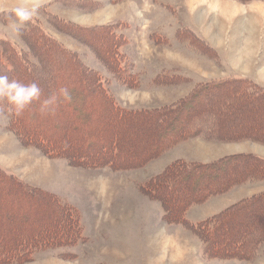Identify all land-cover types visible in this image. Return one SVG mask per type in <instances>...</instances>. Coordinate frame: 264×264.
<instances>
[{
    "label": "rangeland",
    "instance_id": "obj_1",
    "mask_svg": "<svg viewBox=\"0 0 264 264\" xmlns=\"http://www.w3.org/2000/svg\"><path fill=\"white\" fill-rule=\"evenodd\" d=\"M95 1L0 0V39H9L18 48L28 50L20 31L29 23L14 30V9L22 2L38 3L33 19L97 72L116 101L126 108L169 105L188 95L199 83L213 79L254 74L264 81L262 0H123L118 5L110 0ZM49 12L54 16L46 17ZM60 19L85 26L112 23L115 32L125 38L121 50L129 60L126 71L137 84L125 85L99 58V54L110 58L105 53L108 43L105 31H86L60 23ZM54 20L65 31L56 30L50 23ZM63 71L60 73L65 80ZM159 75L160 80L165 76V81L172 79L175 83H155ZM46 76L42 85L52 90L51 95L57 73ZM212 100H217V96ZM33 110L43 114L40 101ZM32 112L28 111L25 118ZM3 113L0 111V167L28 184L54 193L81 215V240L74 245L40 249L33 260L23 264H264V243L249 261L209 258L203 252L200 238L181 224L168 223L161 203L143 190L146 182L177 159L209 162L242 151L264 155V143L224 142L197 136L175 144L141 167L121 171L109 167L85 168L26 145L10 130L8 116ZM259 113L253 115L245 106L224 118L229 120L231 132L248 131L258 124L264 127V109ZM55 125L56 119L43 123L41 128L45 132ZM145 130L132 132L141 139ZM262 191L264 180L237 185L192 205L186 216L189 221H199ZM257 225H264L263 213ZM9 232L13 235L16 230L10 225Z\"/></svg>",
    "mask_w": 264,
    "mask_h": 264
},
{
    "label": "trees",
    "instance_id": "obj_2",
    "mask_svg": "<svg viewBox=\"0 0 264 264\" xmlns=\"http://www.w3.org/2000/svg\"><path fill=\"white\" fill-rule=\"evenodd\" d=\"M95 3L100 5L99 1ZM51 15L54 16L49 12L46 17ZM50 23L56 30L65 31L55 20ZM60 23L86 31H105L108 41L105 53L110 58L101 54L99 58L125 85L137 84L126 71L129 60L121 50L125 38L115 32L112 23L85 26L66 19ZM20 36L27 45L26 51L9 39H0V74L25 84L36 82L43 100L52 90L46 89L42 82L46 75L55 71L57 81L53 80V92L67 86L72 95L71 102L58 104L54 119L33 110L39 101H34L20 117L8 116L10 130L26 145L40 149L49 157H61L71 165L85 168L109 167L121 171L141 167L175 144L197 136L224 142L264 143L262 125L248 131L231 132L229 120L224 118L238 107L250 108L253 115L264 109V86L251 78L213 79L199 83L188 95L172 104L126 108L116 101L99 74L49 35L40 21L33 19L20 31ZM54 63L59 64L55 66ZM60 68L66 74L65 80ZM160 77L156 76L155 83H175L172 79L165 81V76L161 80ZM214 96L217 100H212ZM9 107L6 101H0V111L6 113ZM30 110L33 112L26 119ZM55 119L53 129L42 131L43 123ZM138 129H146L141 139L139 134L132 132ZM262 180L264 156L237 152L209 162L177 159L146 182L143 190L161 203L168 223L181 224L200 238L206 256L249 261L256 257L264 243V225L255 227L260 214H264V191L243 197L199 221H189L186 213L192 205L226 193L237 185ZM33 224L36 226H31ZM10 225L16 230L13 235L9 232ZM82 236L81 215L77 208L0 167V264L29 262L40 249L74 245Z\"/></svg>",
    "mask_w": 264,
    "mask_h": 264
},
{
    "label": "clouds",
    "instance_id": "obj_3",
    "mask_svg": "<svg viewBox=\"0 0 264 264\" xmlns=\"http://www.w3.org/2000/svg\"><path fill=\"white\" fill-rule=\"evenodd\" d=\"M38 3L22 2L14 9L13 29L18 31L23 25L30 23L38 11ZM72 95L67 86L60 87L52 92L47 99L41 100V88L36 82L23 83L6 74H0V101H6L9 109L4 116L20 117L24 110L34 101H40V111L45 114H54L61 102H71Z\"/></svg>",
    "mask_w": 264,
    "mask_h": 264
},
{
    "label": "crops",
    "instance_id": "obj_4",
    "mask_svg": "<svg viewBox=\"0 0 264 264\" xmlns=\"http://www.w3.org/2000/svg\"><path fill=\"white\" fill-rule=\"evenodd\" d=\"M118 4H120V3H117L116 5H118ZM247 76L249 77H252V79L254 78L255 80L254 81H256L258 84H260V85H262V86H264V81L263 82H261L259 79H257V78H255V77H257V76H255L254 74L253 75H249V74H247ZM242 152H244V151H242ZM237 153V152H236ZM262 156H264L263 154H261ZM215 214V213H214Z\"/></svg>",
    "mask_w": 264,
    "mask_h": 264
}]
</instances>
